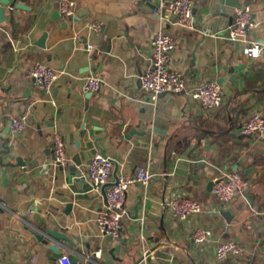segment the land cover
Returning a JSON list of instances; mask_svg holds the SVG:
<instances>
[{
	"label": "crops",
	"instance_id": "crops-1",
	"mask_svg": "<svg viewBox=\"0 0 264 264\" xmlns=\"http://www.w3.org/2000/svg\"><path fill=\"white\" fill-rule=\"evenodd\" d=\"M60 1L16 0L29 8L4 5L0 22V264H49L51 250L32 241L19 216L36 201L50 226L71 239L60 248L75 264H264V136L240 130L252 112L264 115V53L243 52L250 41L264 43V0H193L187 29L161 7L171 0H159L155 10L146 0H75L72 17L59 13ZM245 4L255 25L244 40L231 42L225 30ZM94 22L101 23L99 30ZM159 28L177 41L168 65L183 73L186 90L151 103L137 75L150 63V39ZM37 62L58 73L50 94L27 76ZM91 74L100 87L88 97L83 85ZM207 80L217 81L223 93V103L212 110L189 94ZM19 116L24 127L10 129L4 139L1 130ZM138 121L137 129L150 133L125 139ZM54 133L64 139V165L52 159ZM99 148L118 172L131 175L144 166L153 173L148 186L128 187L116 239L97 226L105 194L92 189L86 175ZM233 169L249 181V195L221 203L208 183ZM179 194L199 201L201 211L174 219L165 203ZM204 225L218 239H235L240 255L217 260L213 241L197 246L190 231Z\"/></svg>",
	"mask_w": 264,
	"mask_h": 264
},
{
	"label": "built area",
	"instance_id": "built-area-1",
	"mask_svg": "<svg viewBox=\"0 0 264 264\" xmlns=\"http://www.w3.org/2000/svg\"><path fill=\"white\" fill-rule=\"evenodd\" d=\"M193 0H171L162 2L161 7L177 17L176 23L182 28L193 26L192 15ZM75 0H61L59 13L64 17H72L76 12ZM255 21L249 5L236 7L233 21L225 30V37L231 42L244 40L250 29H253ZM92 28L99 30L100 22L92 23ZM175 37L165 28L157 29L151 36V57L149 65L137 75L138 85L145 91L151 103H155L161 94L178 93L186 90V82L181 71L172 69L168 65L169 53L176 46ZM88 45L87 47H90ZM243 52L251 57H258L264 53V43L250 41L243 47ZM27 76L43 89L47 94L51 93L58 73L50 65L44 62L35 63L27 72ZM100 87V79L96 75H89L83 85L84 91H96ZM204 110H212L223 103V93L219 83L215 80H207L194 86L189 91ZM25 125V118L19 116L11 120V129L19 132ZM240 130L243 134L256 137L264 136V115L260 112H252L241 121ZM52 159L55 164L64 165L67 161V152L63 137L54 133L52 138ZM113 160L102 154L94 155L86 165V175L92 189H99L105 183L112 184L105 189V203L96 210V223L102 234L111 239L120 236L125 215L124 201L128 187L132 183L148 186L151 183L153 173L144 166L135 168L131 175L116 173L113 178ZM212 185L213 195L221 203L230 202L236 195L242 194L249 188V181L236 170H226L214 179ZM166 207L171 216L179 221H184L190 215L201 211V203L185 194L173 195L166 201ZM264 232V223L262 226ZM197 246H202L213 241L214 256L217 260L228 257H238L241 253L240 244L233 238L218 239L210 226H196L190 231ZM60 264H70L67 254L59 258Z\"/></svg>",
	"mask_w": 264,
	"mask_h": 264
},
{
	"label": "water",
	"instance_id": "water-1",
	"mask_svg": "<svg viewBox=\"0 0 264 264\" xmlns=\"http://www.w3.org/2000/svg\"><path fill=\"white\" fill-rule=\"evenodd\" d=\"M159 0H146V4L149 6L151 10H155L157 8ZM4 5H7L9 8H23V9H28L29 7L23 3H18L16 0H1L0 4V22L4 21L5 19V8ZM80 15V13H77ZM45 34L42 35L38 43L40 45H43V38ZM110 46H106V50H109ZM91 95V91H88V97ZM117 125V124H115ZM141 125V121H138L135 127L129 129L128 131L123 133V137L125 139H130L132 135H138L140 137H143L147 134L150 133V129L144 128L141 130H138L137 128ZM121 126V125H118ZM11 127L7 125L4 127L1 131V136L4 137L5 139V134H7L10 131ZM151 131L157 132L158 130L156 128H152ZM84 128L80 130V133L83 135L84 134ZM99 140L98 138L95 139V144ZM99 153L102 155H105V152L99 148ZM16 161L18 162L19 165L23 166L24 163L23 161L17 157ZM115 167L113 170V178L116 179V173H117V167ZM73 176V175H70ZM69 176V178H70ZM214 183V180L209 181L208 183V188H210ZM112 184L111 181L105 183L101 189L103 190L105 194V188ZM245 197H248V193L244 192L243 193ZM38 204H40V201L33 202V204H29L23 211L20 213V220L23 222V229L27 230L28 233L31 235L32 241H36L39 243H42L44 245H47L49 250H51V254L49 256V264H53L55 260L61 257L63 254L60 244L62 241H67L69 243H72L71 239L65 235V233L59 229L58 227H51L50 226V220L48 218V214L44 213L41 214V209L38 207ZM70 209V204L66 206L65 210ZM26 211H29V214L26 215ZM221 213L227 218V213L228 211L222 210ZM138 214L136 213L134 217H137ZM229 220V219H228ZM70 264H75V261H70Z\"/></svg>",
	"mask_w": 264,
	"mask_h": 264
}]
</instances>
